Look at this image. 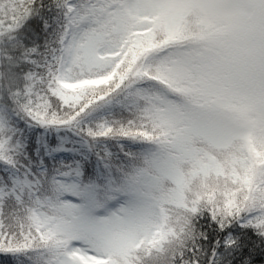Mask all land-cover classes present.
I'll return each mask as SVG.
<instances>
[{
    "label": "snow or ice",
    "instance_id": "obj_1",
    "mask_svg": "<svg viewBox=\"0 0 264 264\" xmlns=\"http://www.w3.org/2000/svg\"><path fill=\"white\" fill-rule=\"evenodd\" d=\"M0 255L264 264V0H0Z\"/></svg>",
    "mask_w": 264,
    "mask_h": 264
},
{
    "label": "trees",
    "instance_id": "obj_2",
    "mask_svg": "<svg viewBox=\"0 0 264 264\" xmlns=\"http://www.w3.org/2000/svg\"><path fill=\"white\" fill-rule=\"evenodd\" d=\"M0 264H15V261L10 256L0 255Z\"/></svg>",
    "mask_w": 264,
    "mask_h": 264
}]
</instances>
